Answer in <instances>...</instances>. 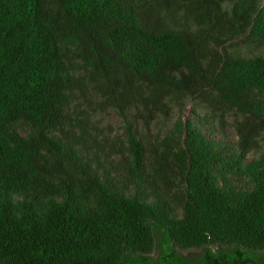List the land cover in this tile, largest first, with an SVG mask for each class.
Returning a JSON list of instances; mask_svg holds the SVG:
<instances>
[{
	"label": "trees",
	"instance_id": "trees-1",
	"mask_svg": "<svg viewBox=\"0 0 264 264\" xmlns=\"http://www.w3.org/2000/svg\"><path fill=\"white\" fill-rule=\"evenodd\" d=\"M263 140L264 0H0V264H264Z\"/></svg>",
	"mask_w": 264,
	"mask_h": 264
},
{
	"label": "rangeland",
	"instance_id": "rangeland-1",
	"mask_svg": "<svg viewBox=\"0 0 264 264\" xmlns=\"http://www.w3.org/2000/svg\"><path fill=\"white\" fill-rule=\"evenodd\" d=\"M187 108L184 109L183 111V116L184 119H193V115L191 113V109L194 106L193 103L191 101H188L187 103ZM132 112H128L126 115V120L123 121L120 118V115L112 109H109V111H107L101 118H99V115L95 118V124H97L98 126H100V124H102L101 126L106 129L108 127H110V130H112L113 133H117V134H121L123 132V128L125 127L126 124L130 123V121H134V118L132 117ZM206 114V111H199V113L197 114V117H201L204 116ZM178 116V112L175 111L173 114L172 119L175 120ZM233 116L232 115H226L225 116V120L223 121V123L220 125V129H223V132L225 133L226 137L229 140H237L236 134L234 132V124H233ZM214 119H216V122L218 124V119L217 117H215ZM221 129V130H222ZM156 129H152V132H155ZM214 137L216 138H220V130H218V132L214 135ZM264 142V140H263ZM258 155H250V159L252 160L254 158H258ZM183 253L185 254L186 251H183ZM189 256L191 257L192 261L195 262L197 259V256L195 254H189Z\"/></svg>",
	"mask_w": 264,
	"mask_h": 264
},
{
	"label": "flooded vegetation",
	"instance_id": "flooded-vegetation-1",
	"mask_svg": "<svg viewBox=\"0 0 264 264\" xmlns=\"http://www.w3.org/2000/svg\"><path fill=\"white\" fill-rule=\"evenodd\" d=\"M180 254H181V256L186 257L189 260L188 264H196L197 260L199 258H203L204 257L205 252H204V250H201V249L198 248V249H190V250L186 251L185 254L183 253V251H180ZM189 254H195L197 256V259H196L195 262L192 261V259L189 256ZM153 257L157 258V256L155 254L153 255Z\"/></svg>",
	"mask_w": 264,
	"mask_h": 264
}]
</instances>
